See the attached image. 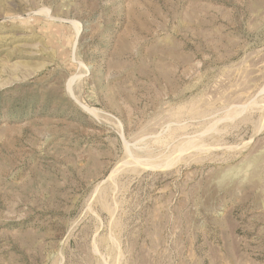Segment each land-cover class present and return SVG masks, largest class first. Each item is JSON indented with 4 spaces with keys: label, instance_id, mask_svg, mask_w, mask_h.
<instances>
[{
    "label": "rangeland",
    "instance_id": "1",
    "mask_svg": "<svg viewBox=\"0 0 264 264\" xmlns=\"http://www.w3.org/2000/svg\"><path fill=\"white\" fill-rule=\"evenodd\" d=\"M0 264H264V0H0Z\"/></svg>",
    "mask_w": 264,
    "mask_h": 264
}]
</instances>
